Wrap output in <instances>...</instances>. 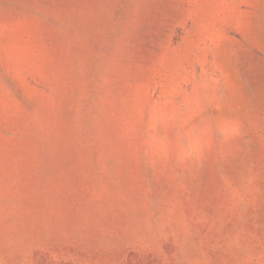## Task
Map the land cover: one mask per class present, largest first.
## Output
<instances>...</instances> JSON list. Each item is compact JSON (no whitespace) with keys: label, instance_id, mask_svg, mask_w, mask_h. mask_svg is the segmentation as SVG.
<instances>
[{"label":"rangeland","instance_id":"374dc122","mask_svg":"<svg viewBox=\"0 0 264 264\" xmlns=\"http://www.w3.org/2000/svg\"><path fill=\"white\" fill-rule=\"evenodd\" d=\"M0 264H264V0H0Z\"/></svg>","mask_w":264,"mask_h":264}]
</instances>
